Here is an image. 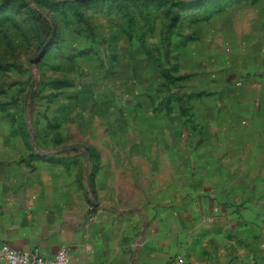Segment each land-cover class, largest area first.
I'll list each match as a JSON object with an SVG mask.
<instances>
[{
    "label": "crops",
    "instance_id": "crops-1",
    "mask_svg": "<svg viewBox=\"0 0 264 264\" xmlns=\"http://www.w3.org/2000/svg\"><path fill=\"white\" fill-rule=\"evenodd\" d=\"M206 30L174 64L180 92L154 57L143 74L128 59V111L114 97L96 116L142 121L133 129L31 158L0 136L1 243L48 257L64 247L72 264H264V0ZM238 190L241 209L221 203Z\"/></svg>",
    "mask_w": 264,
    "mask_h": 264
},
{
    "label": "rangeland",
    "instance_id": "rangeland-1",
    "mask_svg": "<svg viewBox=\"0 0 264 264\" xmlns=\"http://www.w3.org/2000/svg\"><path fill=\"white\" fill-rule=\"evenodd\" d=\"M241 1L0 0V136L27 147L31 158L40 155L35 145L49 153L51 147L96 144L104 130L133 129L142 121L96 116L105 101L113 107L114 97L115 110L128 111L132 101L120 85L128 59L143 74L144 60L154 57L167 90L178 91L174 64L181 52L207 31L213 16ZM87 98L99 100L97 110L88 109ZM243 196L238 190L221 203L241 209Z\"/></svg>",
    "mask_w": 264,
    "mask_h": 264
},
{
    "label": "built area",
    "instance_id": "built-area-1",
    "mask_svg": "<svg viewBox=\"0 0 264 264\" xmlns=\"http://www.w3.org/2000/svg\"><path fill=\"white\" fill-rule=\"evenodd\" d=\"M238 85L242 84V81H237ZM29 127H31L30 121H28ZM35 144H33L34 147ZM40 155H48L49 153L41 150L35 145L34 148ZM85 161L89 164L90 159L86 158ZM219 207L214 206L212 213L218 212ZM0 261L6 264H72L69 253L66 248L60 247L56 253L51 256H43L37 250H16L10 247L6 243L0 242ZM182 258H178L174 261L176 264L183 263Z\"/></svg>",
    "mask_w": 264,
    "mask_h": 264
},
{
    "label": "water",
    "instance_id": "water-1",
    "mask_svg": "<svg viewBox=\"0 0 264 264\" xmlns=\"http://www.w3.org/2000/svg\"><path fill=\"white\" fill-rule=\"evenodd\" d=\"M33 60H35V59H33Z\"/></svg>",
    "mask_w": 264,
    "mask_h": 264
}]
</instances>
